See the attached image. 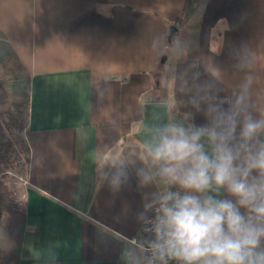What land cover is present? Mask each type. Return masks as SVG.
<instances>
[{
  "label": "crops",
  "instance_id": "0c3cea01",
  "mask_svg": "<svg viewBox=\"0 0 264 264\" xmlns=\"http://www.w3.org/2000/svg\"><path fill=\"white\" fill-rule=\"evenodd\" d=\"M199 1L196 47L180 56L170 30ZM0 32L31 76L19 264H123L154 190L135 176L145 106L183 118L194 72L225 101L250 76L264 110V0H0ZM245 49L254 55L241 69ZM121 165L130 179L117 190Z\"/></svg>",
  "mask_w": 264,
  "mask_h": 264
},
{
  "label": "clouds",
  "instance_id": "9594fccd",
  "mask_svg": "<svg viewBox=\"0 0 264 264\" xmlns=\"http://www.w3.org/2000/svg\"><path fill=\"white\" fill-rule=\"evenodd\" d=\"M249 55L238 67L251 66ZM183 83L190 111L145 131L135 176L154 189L138 214L147 235L131 240L123 264H264V110L253 106L252 78L229 101L199 72ZM129 179L121 165L110 183Z\"/></svg>",
  "mask_w": 264,
  "mask_h": 264
},
{
  "label": "trees",
  "instance_id": "16d2710c",
  "mask_svg": "<svg viewBox=\"0 0 264 264\" xmlns=\"http://www.w3.org/2000/svg\"><path fill=\"white\" fill-rule=\"evenodd\" d=\"M30 94L31 76L0 32V173L24 170L27 175L31 151L25 133ZM14 196L10 187L0 182V264L20 262L27 217L24 204L21 208Z\"/></svg>",
  "mask_w": 264,
  "mask_h": 264
},
{
  "label": "rangeland",
  "instance_id": "374dc122",
  "mask_svg": "<svg viewBox=\"0 0 264 264\" xmlns=\"http://www.w3.org/2000/svg\"><path fill=\"white\" fill-rule=\"evenodd\" d=\"M199 3L200 1L195 7L191 6L186 16L180 21L179 25L176 26L178 45L176 53L180 56L185 55V53L188 54L193 52L196 47V38L195 36L193 37L192 34H189V32L192 31L193 28H198L196 19L199 12L197 8ZM0 182H5L10 187L15 194V201L21 206V208H23L24 188L26 185L25 171L21 170V172L11 171L7 173H0Z\"/></svg>",
  "mask_w": 264,
  "mask_h": 264
},
{
  "label": "water",
  "instance_id": "95a60500",
  "mask_svg": "<svg viewBox=\"0 0 264 264\" xmlns=\"http://www.w3.org/2000/svg\"><path fill=\"white\" fill-rule=\"evenodd\" d=\"M177 29L172 27L170 30L169 41L173 39ZM166 57H163L161 64H165ZM168 120V107L164 103L147 104L144 109V124L142 132L135 135V139L143 145L145 140V131L157 123H164Z\"/></svg>",
  "mask_w": 264,
  "mask_h": 264
},
{
  "label": "built area",
  "instance_id": "2783aa9c",
  "mask_svg": "<svg viewBox=\"0 0 264 264\" xmlns=\"http://www.w3.org/2000/svg\"><path fill=\"white\" fill-rule=\"evenodd\" d=\"M147 235V233L144 231V229H143V231H142V234H141V238L142 237H145ZM130 243H133V241H131Z\"/></svg>",
  "mask_w": 264,
  "mask_h": 264
}]
</instances>
